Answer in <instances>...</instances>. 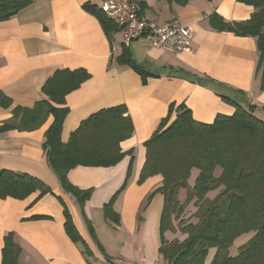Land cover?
Returning a JSON list of instances; mask_svg holds the SVG:
<instances>
[{
	"label": "crops",
	"instance_id": "obj_1",
	"mask_svg": "<svg viewBox=\"0 0 264 264\" xmlns=\"http://www.w3.org/2000/svg\"><path fill=\"white\" fill-rule=\"evenodd\" d=\"M102 1L35 0L16 17L0 22V92L11 98L13 107L31 108L45 98L42 87L56 70H87L91 78L66 98L70 111L63 124L64 143L90 116L116 106L127 108L134 133L121 148L133 156H125L114 167H77L68 174L74 186L93 189L84 212L103 251L76 200L62 190L49 167L43 149L45 132L53 122L49 117L36 131L0 135V170L29 174L53 190L42 198L36 193L26 200L0 199V264L9 233L22 249L19 264H164L159 253L163 196L156 195L142 211L147 197L163 180L157 175L138 184L146 158L144 143L159 129L173 104H185L196 121L211 124L218 115H234L235 108L222 98L226 97L244 107L256 106L255 114L264 120V91L255 74L256 40L215 31L206 18L217 13L227 22L246 21L254 12L251 6L237 0H191L185 7L145 0V17L159 24L177 17L194 28V40L191 52L176 55L143 42L132 43L129 49L134 59L156 74L143 84L138 73L117 62L123 48L121 35L113 34L111 43L97 17L84 9L87 3L100 7ZM194 75L204 82H195ZM11 112L12 108H0V123L11 118ZM174 118L175 113L170 122ZM132 157L127 188L107 219L104 206L123 186ZM58 198L67 206L92 256L67 234Z\"/></svg>",
	"mask_w": 264,
	"mask_h": 264
},
{
	"label": "trees",
	"instance_id": "obj_2",
	"mask_svg": "<svg viewBox=\"0 0 264 264\" xmlns=\"http://www.w3.org/2000/svg\"><path fill=\"white\" fill-rule=\"evenodd\" d=\"M135 1L144 15L148 8L145 0ZM166 1L185 7L191 0ZM237 1L254 9L249 20L227 22L217 13L207 19L215 31L256 40L258 59L255 74L261 81V91H264V0ZM34 2L0 0V22L16 17ZM84 9L97 17L113 43V34L119 31L116 24L96 4L87 3ZM117 62L138 73L143 84L156 77L134 59L129 48H122ZM194 77L195 82H204V78ZM90 78L91 75L83 68L56 70L42 87L45 98L31 108L13 107L11 98L0 92V108H12L11 118L0 123V135L10 131L33 132L40 129L49 117L53 118L43 143L49 167L62 190L76 200L92 238L103 251L84 212L93 189H79L70 182L68 174L77 167H114L125 156H133L131 152H123L121 143L131 138L134 125L127 108L116 106L90 116L70 135L67 143L62 141L63 124L70 111L66 98ZM222 98L235 108L234 115H218L213 123L206 124L196 121L185 104L178 107L173 104L159 129L144 143L146 158L138 184L157 175L163 180L161 186L147 197L142 211L149 207L156 195L163 196L159 253L164 264H264V120L256 116V106L248 104L244 107L234 100ZM174 113L175 118L170 122ZM133 159L123 186L104 206L107 219L114 213L118 197L127 188ZM193 170H197L198 175L194 185H190ZM181 191L187 193L184 202L180 200ZM36 193L38 198H42L53 194V190L29 174L0 170V199L26 200ZM58 199L64 208L67 234L82 246L86 255L92 256L67 206L61 198ZM191 204L196 208L193 215L196 223L182 219ZM175 220H179L184 238L169 241L166 233L175 230ZM248 233H253L250 240L240 248L238 255L230 256L229 250L234 242ZM212 249L216 251L215 256L207 263ZM21 251L13 233L7 234L3 264H19Z\"/></svg>",
	"mask_w": 264,
	"mask_h": 264
},
{
	"label": "built area",
	"instance_id": "obj_3",
	"mask_svg": "<svg viewBox=\"0 0 264 264\" xmlns=\"http://www.w3.org/2000/svg\"><path fill=\"white\" fill-rule=\"evenodd\" d=\"M100 9L118 27L123 47L143 42L174 55L193 50L194 28L177 17L167 23H156L141 13L135 0H103Z\"/></svg>",
	"mask_w": 264,
	"mask_h": 264
},
{
	"label": "rangeland",
	"instance_id": "obj_4",
	"mask_svg": "<svg viewBox=\"0 0 264 264\" xmlns=\"http://www.w3.org/2000/svg\"><path fill=\"white\" fill-rule=\"evenodd\" d=\"M119 42V38H117V43ZM257 117L258 114H256ZM262 117V116H261ZM198 175V171L197 170H193L192 171V175H191V178L189 179V184L190 185H194V182H195V179ZM186 191H181L180 192V200L181 202H184L185 199H186ZM196 211V208L193 206V204H191L186 210H185V213L184 215L182 216V219L185 221V222H189V223H196L197 220L194 218V212ZM181 219V220H182ZM174 226H175V230L173 232H167L166 233V238L170 241L172 240H175V239H179V240H182L184 237H183V234H181L180 232V224H179V220H175L174 221ZM253 233H248V234H244L242 235L241 237H239L233 244V246L231 247V249L229 250V254L230 256H236L238 255L239 253V250L240 248L245 245L249 240L250 238L252 237ZM214 255H215V250L212 249L210 250L209 252V256L207 258V261H209L211 258L213 260L214 258Z\"/></svg>",
	"mask_w": 264,
	"mask_h": 264
}]
</instances>
